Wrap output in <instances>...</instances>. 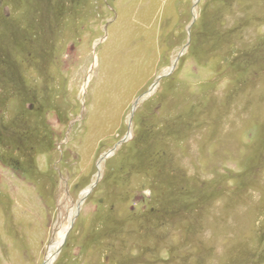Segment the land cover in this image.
Segmentation results:
<instances>
[{
    "label": "rangeland",
    "instance_id": "1",
    "mask_svg": "<svg viewBox=\"0 0 264 264\" xmlns=\"http://www.w3.org/2000/svg\"><path fill=\"white\" fill-rule=\"evenodd\" d=\"M3 26L0 264L62 232L52 264H264V0H0Z\"/></svg>",
    "mask_w": 264,
    "mask_h": 264
},
{
    "label": "bare ground",
    "instance_id": "2",
    "mask_svg": "<svg viewBox=\"0 0 264 264\" xmlns=\"http://www.w3.org/2000/svg\"><path fill=\"white\" fill-rule=\"evenodd\" d=\"M151 87L155 88L156 85L155 86H151ZM152 91L153 90L151 88H149L148 92H152ZM97 175H98L97 178L101 177V170H100V172ZM81 199H83V197L80 198V200ZM80 200H79V202H80ZM64 234H65V232H62L60 237H58V238L56 237L58 234L57 233L55 234V236L53 237L52 241L48 245L47 252H46V255H45V263L44 264H52V262L54 261L55 256H56V251L58 249V246H60V244H61V242L63 240Z\"/></svg>",
    "mask_w": 264,
    "mask_h": 264
},
{
    "label": "trees",
    "instance_id": "3",
    "mask_svg": "<svg viewBox=\"0 0 264 264\" xmlns=\"http://www.w3.org/2000/svg\"><path fill=\"white\" fill-rule=\"evenodd\" d=\"M7 30H8V28H7V26H6V29H5V26H3V28L0 30V40H2L3 42H5L6 41V32H7ZM5 35V36H4ZM1 41V42H2ZM8 42V41H7ZM9 44L10 43H13V42H8Z\"/></svg>",
    "mask_w": 264,
    "mask_h": 264
},
{
    "label": "water",
    "instance_id": "4",
    "mask_svg": "<svg viewBox=\"0 0 264 264\" xmlns=\"http://www.w3.org/2000/svg\"><path fill=\"white\" fill-rule=\"evenodd\" d=\"M193 18H194V17H193ZM160 77H161V76H157L156 79H155V81L158 80V79H160ZM155 81H154V82H155ZM148 91H149V88H148ZM148 91H147V92H148ZM139 97H141V96H138V98H137V99L135 100V102L133 103V107H134V108H135V106H136L137 101L139 100Z\"/></svg>",
    "mask_w": 264,
    "mask_h": 264
}]
</instances>
